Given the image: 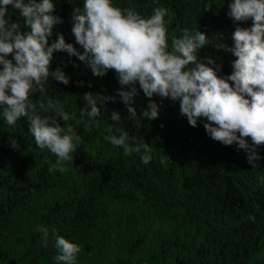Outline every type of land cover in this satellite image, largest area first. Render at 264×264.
Returning <instances> with one entry per match:
<instances>
[{"label":"trees","instance_id":"trees-1","mask_svg":"<svg viewBox=\"0 0 264 264\" xmlns=\"http://www.w3.org/2000/svg\"><path fill=\"white\" fill-rule=\"evenodd\" d=\"M115 2L145 17L152 13L150 0ZM160 2L169 9L170 37L180 36L184 28L205 33L210 43L199 56L221 64L218 75L231 74L236 58L217 47L233 44L229 0ZM209 2L212 7L205 10ZM56 3L55 14L64 22L54 28L49 45L61 32L82 52L71 32V14L73 8H83V0ZM12 19L23 23L18 11ZM50 67L61 68L70 83L49 80L47 96L37 93L31 99L38 106L48 97L59 99L66 111L76 113L77 119L67 123L77 128L82 143L66 171L49 172L56 156L36 146L27 118L9 126L0 117V264H55V241L50 237L43 246L42 233L36 231L40 225L54 226L59 235L80 244L79 264H264V186L258 184L264 159L254 168L243 149L209 137L203 118L191 126L180 114L179 102L169 98H148L140 90L137 116L151 99L161 106L159 117L129 119L117 96L121 85L115 70L95 76L66 52L54 53ZM86 92L117 96L115 102L105 103V112L97 118L99 131L80 119ZM113 111L120 113V126L130 136L144 137L153 147L149 164L136 154L124 155L100 135L112 123ZM12 136L20 143L18 149L10 144ZM246 139L251 143V137ZM258 151L264 157V145Z\"/></svg>","mask_w":264,"mask_h":264},{"label":"clouds","instance_id":"clouds-1","mask_svg":"<svg viewBox=\"0 0 264 264\" xmlns=\"http://www.w3.org/2000/svg\"><path fill=\"white\" fill-rule=\"evenodd\" d=\"M150 3L152 13L145 17L135 8L118 6L115 0H83V8L77 6L71 14V32L81 52L66 42L61 32H56L49 45L54 28L64 22L55 14L56 0H0V117L9 126L26 117L36 146L56 156L49 172L66 171L82 143L77 128L67 123L77 115L66 111L59 99L48 97L39 106L31 99L37 93L47 96L49 80L70 83L71 78L61 68L50 67L54 53L66 52L85 63L95 76L115 70L121 85L117 96L127 107L129 119L153 121L159 117L161 106L151 99L137 116L135 98L140 90L148 98L178 101L180 114L191 126L196 127L203 118L209 137L226 146L236 144L247 153L248 163L258 168L257 161L264 159L258 151L264 145V0H229L227 15L235 24L233 44L217 47L236 59L231 62V74L223 76L218 75L221 64L199 56L210 43L207 35L184 28L180 36L170 37L169 9L160 0ZM211 7L209 2L205 10ZM15 11L23 23L13 21ZM249 21L250 26H241ZM73 64L79 67L75 61ZM78 83L83 86L85 82ZM117 96L86 92L80 119L86 118L88 125L99 131L97 118L105 112V103L115 102ZM41 109L48 115L41 114ZM110 121L100 132L103 139L122 149L124 155L136 154L141 163L149 164L154 149L144 137L130 136L120 126L118 111L111 113ZM246 137H251V143ZM10 144L14 149L20 147L14 136ZM258 184L264 186V175L259 176ZM36 231L42 233L44 247L50 237L55 241V264H79L80 244L59 235L54 226L40 225Z\"/></svg>","mask_w":264,"mask_h":264}]
</instances>
